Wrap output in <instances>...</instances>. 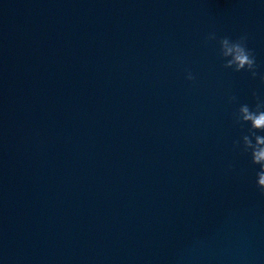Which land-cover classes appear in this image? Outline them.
Returning a JSON list of instances; mask_svg holds the SVG:
<instances>
[{"label":"water","instance_id":"obj_1","mask_svg":"<svg viewBox=\"0 0 264 264\" xmlns=\"http://www.w3.org/2000/svg\"><path fill=\"white\" fill-rule=\"evenodd\" d=\"M211 32L247 33L264 75V0H0V137L156 264H264L259 167L233 143L264 81Z\"/></svg>","mask_w":264,"mask_h":264},{"label":"clouds","instance_id":"obj_2","mask_svg":"<svg viewBox=\"0 0 264 264\" xmlns=\"http://www.w3.org/2000/svg\"><path fill=\"white\" fill-rule=\"evenodd\" d=\"M248 34H242L239 38L233 40L228 36L218 37L215 32L209 33L205 40L218 41L219 55L224 60L223 67L232 69L234 72L246 71L255 79L260 75L261 81H264V75L257 71V64L254 52L248 47ZM186 79L194 81L196 77L189 71ZM256 96V93H253ZM236 97H230V102L235 101ZM234 122L239 125L247 124V134L240 140L234 141V146L242 147L245 153H250L254 165L259 167L256 173V186L261 195H264V100L257 96V102L254 107L248 104H241L236 112L233 113Z\"/></svg>","mask_w":264,"mask_h":264}]
</instances>
